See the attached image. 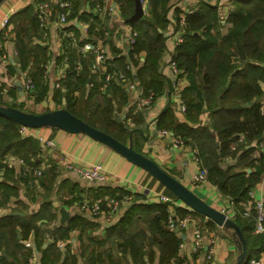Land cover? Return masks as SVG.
Instances as JSON below:
<instances>
[{"label":"trees","instance_id":"1","mask_svg":"<svg viewBox=\"0 0 264 264\" xmlns=\"http://www.w3.org/2000/svg\"><path fill=\"white\" fill-rule=\"evenodd\" d=\"M44 1L50 0H37L11 20V24H14L13 39L16 44L17 66L9 63L8 71L11 75H19V77L26 75L34 81L36 88L29 97L32 96L35 103L42 101L49 89L44 76V66L49 60L48 49L44 44L34 42V40H42V30L35 5ZM116 1L121 3L120 14L123 20L139 33L137 52L145 55V62L137 70L135 78H139L145 95L150 91L154 92L155 100L166 90V82L160 72V62L167 51L169 0H148L149 15L144 18L143 24L137 27L134 25L137 21L132 24L127 21L134 14L135 6L132 12L126 15V11L135 0ZM228 2L231 8L225 22L220 9L221 2L212 3L210 0H205L198 11L188 14L183 27V43L175 49L173 56L178 68L182 70V75L185 74L189 81V86L181 92L182 99L187 105V118L190 123L201 120L200 126L193 128L179 124L170 104L157 119L156 127L159 130H170L190 140L187 145L198 150L200 159L209 170L211 183L233 202L238 212L242 213L251 201L250 193L264 175V153L259 150V145L264 142V108H262L264 91L260 85L264 80V0H228ZM80 5L78 1L73 3L74 8L68 17L69 21L71 18H77ZM180 13L178 11L176 14L177 31L182 29ZM81 15L88 19L86 14ZM95 20L99 23V17L96 16ZM93 29L94 24L91 30ZM76 36L79 38L77 33ZM63 40L69 60V75L62 88L66 89L63 98L65 108L92 127L126 144L125 139L132 136L136 128L128 125L129 130H127L117 123L114 118L116 103L113 94L115 95L116 91L126 94L124 91L127 93L128 91L118 79H114L108 89L102 93L105 98L104 104L91 111L90 115L83 113L84 110L88 111L86 106L88 101L84 99V95L92 79L90 55L79 52L77 47H73L72 40L68 38ZM5 42V37L0 35V45H2L0 57L4 53ZM113 50L116 51L117 57L111 60L107 70L123 71L134 81L133 73L126 69V62L130 56L121 55L118 49L113 48ZM60 59H63V56ZM135 64L137 65V62H134ZM79 66L80 70H78ZM104 81L103 75L98 90L103 86ZM117 83L124 91L117 87ZM167 83L169 90H172V82ZM16 89L17 86H14L9 94L12 101L5 100L0 89V104L28 111L14 103L17 99L18 89ZM75 93L80 94L79 97H75ZM63 99L59 100L61 104ZM208 113L210 120L205 124L202 121L204 119L201 118ZM19 128L20 124L16 121L0 115V157L11 154L24 158L30 164H38L34 159L41 150L39 142L32 137H22ZM6 177L12 179L13 174L8 172ZM55 178L53 172L48 175L50 186ZM3 181L0 182V194L3 198L19 194L18 182L11 186ZM115 196L121 195L113 194L110 197ZM147 212H150L148 221ZM169 214L170 210L167 206L160 204L151 207L135 205L129 210L118 224L110 229L111 236L116 237L115 243L123 252L124 258L130 255L133 264H154L156 246L161 253L159 264H184V260L179 257L183 239L175 230L169 228L167 224ZM174 214L177 220L187 216L194 220L195 215H198L185 207L175 208ZM144 215H146L145 220L142 219ZM40 216L25 219L11 214L2 218L0 248H5L8 254L18 261V252L26 248L19 243L18 230H21L22 239H26L31 231L41 236L42 231L35 223ZM138 222L145 224V228L138 229ZM235 222L242 230L248 244V259L245 264H251V257L255 256L258 259L264 252V234L253 233L254 212L248 217L238 215ZM200 226L204 232L203 226ZM73 227L74 225L58 230L57 234H59L51 237L55 238L56 242L59 239L66 240ZM55 245L57 244L52 248ZM37 247L38 249L42 247L41 241L37 243ZM27 250L24 255L28 256L30 251ZM50 250L51 248L44 250L41 257L42 264H57L58 258L51 255ZM106 257L111 258L112 252L91 256L87 264H107ZM3 259L0 256V264ZM69 261L70 259L63 264H69Z\"/></svg>","mask_w":264,"mask_h":264},{"label":"crops","instance_id":"2","mask_svg":"<svg viewBox=\"0 0 264 264\" xmlns=\"http://www.w3.org/2000/svg\"><path fill=\"white\" fill-rule=\"evenodd\" d=\"M50 1L53 2L54 0ZM179 1L180 0H169L168 3L170 6L168 13L170 23L168 24V32L166 34V36H168L166 43L167 51L160 62V72L162 73L163 80L166 82V90L156 97L153 105L148 108L140 109L136 102L138 98H142L145 95V91L139 83V78H135L140 66L138 68L136 67V70L132 71L134 75L132 79L139 83V91L136 94L132 92H128V94L119 83H117V87L126 94L119 91H116L115 95L113 94L114 102L116 103L114 118L121 127L127 130H129V123H135L133 128H136V131L124 141L127 145L130 144L132 137L133 146L137 151L153 159L162 169L180 180L209 205L229 214L233 212L240 213L233 202L223 195L210 180L205 184L193 183L192 177L196 166L191 161L193 153L190 146L175 149L172 146L171 139L159 138L152 130L153 124L156 123L159 116L170 104L179 124L189 125L193 128H198L201 124V120L196 123H190L187 114L178 110L177 102L172 101L175 91L182 92V89L189 86L186 75L183 74L175 78L169 66V58L176 49L174 39L177 32L181 31V29L178 31L176 29V20L178 17L176 14L178 11L182 13L183 10L195 5L197 2V0H186L183 1V3H179ZM210 1L212 3L221 2L223 4V11L231 8V4L227 2V0ZM78 3H81L80 6L82 7L83 0L78 1ZM31 4L32 3H29L28 0L19 1L17 3L18 13L14 18L18 14L20 15ZM91 4L93 3L91 2ZM56 16V12L53 11L52 21L48 25L47 40H45L46 42L44 43L48 49L49 55V60L45 63V66L49 67V79L47 80L49 86L48 94L42 101L35 103L32 96L29 97L30 94L28 95L25 93L24 96H21L16 89L17 99L14 103L18 106H23L24 109L29 112L43 113L46 112V110L65 108V99L63 98L66 94V89H55L53 87V82L57 76V64L61 60L60 57L63 54L64 41L62 39L61 29L55 22ZM83 19H85V17L77 13V18H71L66 28L72 29L81 37L82 30L78 27V22ZM98 22L103 28L109 26L107 21H103L100 18ZM13 28V23L6 28L0 25V35L1 37H5L6 41L4 53L0 57V89H7V92L3 94L5 100L10 99L11 96L9 94L12 92L14 86H16V82L18 80L23 82L24 78L23 75L20 77L19 75H11L8 71V64H12V59L15 61L16 44L13 39L15 37ZM119 34L120 37H118V41L120 43V49L116 48L114 45L110 47L109 52L112 57L111 60L117 57L116 51L113 50V48L119 51L123 50L124 36L121 33ZM34 42H38V40H34ZM141 54L142 66L145 62V55L143 53ZM123 56H126V54H123ZM4 58L8 59V63L4 61ZM86 58L88 57L86 56ZM135 66L137 65L135 64ZM116 67H118V65ZM103 75L105 76L104 72L92 73V79L90 80L91 84L86 87L84 99L88 101L86 104L88 108L87 115H90L91 111H94L98 106L104 104L105 98L102 95L103 91L101 88L99 90L97 89ZM169 81L172 82V90H169V83H167ZM260 85L264 91V80L260 82ZM79 95L80 94L75 93V97H79ZM61 98L63 99L62 104L59 102ZM35 109H39L40 111L37 112ZM201 119H204L202 121L205 124L208 123L210 120L209 113L202 116ZM25 137H32L40 144L41 150L34 159L38 161V164H30L24 158L11 154L5 155L4 157L13 156L23 159L26 165L31 168L44 166V175L38 185H30L28 183L30 177L24 175L20 167L15 170L6 171L4 176L0 178V182L5 180L11 186L18 182L19 194L11 195L6 199L0 194V220L11 214L24 217L25 219H31L33 216L41 215L35 220V223L42 231V235H36L35 231H31L26 239H22L21 230L19 229V243L26 248L18 252V261L8 254L5 248H0V256L4 258L1 264H28L29 259L34 256L37 257V264H42L41 257L46 248H51V255L58 258L57 264H63L68 259H70L69 264H87L91 256L103 254L107 251L112 252L111 258L106 257L107 264H133L130 255H126L127 257L124 258L123 252L120 251L117 243H115L116 237L111 236L112 233L110 229L116 226L135 205L151 207L160 204L167 206L168 210H170L169 205L162 202L161 196L167 195L176 200L177 197L147 171L134 165L108 146L85 134H71L63 130L44 128L33 129L28 132ZM40 138H44V140H55L57 148L55 150L47 148L44 146L45 143L39 140ZM1 158L3 157H0V159ZM63 158L69 163L81 168H91L100 165L107 174V180L103 183H96L82 179L72 171L61 170L58 172V164ZM202 165L204 166L203 162ZM247 171L251 172V170ZM8 172L13 174L12 179L6 177ZM52 172L56 178L50 186L47 179L48 175ZM252 193L253 197L257 200H264V175L260 183L252 190ZM113 194H131L133 199L129 205L122 207L115 214H110L107 210H102L99 216H93L89 208L84 209L81 207L84 201H88L91 205L97 200H103ZM177 207L187 208L184 203L178 200L177 203L174 204L173 209L175 210ZM146 215L147 221L150 220V212H147ZM146 215H144L142 219L145 220ZM153 217L154 215L151 216V218ZM194 221L203 226L204 234L207 238L206 242H208V238L210 237L217 238V243L213 249L214 261H209L206 258L205 253L208 252L207 248H204L202 252L192 251L191 231H180L178 234L182 236L183 242L180 245L179 257L184 260V264H235L239 250L231 234L232 232L218 226L212 220L200 214L195 215ZM72 225H74V227L70 229L68 239H59V241L56 242L55 238L53 239L51 237L52 235L55 236L58 230L66 229ZM138 225V229L145 228V224L141 222H138ZM253 233L256 234L255 230H253ZM39 241L42 243L40 249L37 247ZM61 243H63V247L60 246ZM54 244L57 245L52 248ZM27 249L30 251L28 256L24 255V253L28 252ZM154 251V264H159L161 256L160 250L155 246ZM4 252L8 257L3 255ZM263 253L264 252L261 253L259 258L262 257ZM251 259H256V257L253 256Z\"/></svg>","mask_w":264,"mask_h":264},{"label":"built area","instance_id":"3","mask_svg":"<svg viewBox=\"0 0 264 264\" xmlns=\"http://www.w3.org/2000/svg\"><path fill=\"white\" fill-rule=\"evenodd\" d=\"M21 0H5L0 5V25L1 27H8L11 24V20L18 13L17 3ZM29 3L37 2V0H28ZM75 1L80 0H54L52 1H44L40 3H36V11L39 19V26L42 30V40L38 41L39 43L44 44L47 40L48 36V25L52 21V12H56L57 16L55 19L56 24L61 29V35L63 38H68L72 40L73 47H77L79 52L83 54H89L91 59V72H104L105 73V81L101 90L105 92L109 85L113 82L114 79H118L122 84L123 88H125L128 92H132L136 94L139 91V83L129 79L128 75L123 71H114L109 72L107 70V66L110 64L112 59L109 49L112 46L111 44L120 49V43L118 41V37H120L119 33L124 36V46L123 50H120L121 55L126 54V56H130L128 61L126 62V69L128 71H134L135 68L141 67L142 64V54L138 53L136 50L137 41L139 33L136 29L127 24L123 18L121 17V3L116 0H83V5L79 10V15L86 14L88 19H83L78 22V27L81 28V37H77L76 33L73 30H68L67 24L70 23L69 15L73 11V3ZM186 0H180L179 3H183ZM205 0H197L196 4L188 7L186 10L180 14V25L183 28L186 20V16L188 14H193L194 12L199 10L201 3ZM91 2L93 4H91ZM142 6L144 9V17L149 15V2L148 0H141ZM228 2V0H227ZM222 17L225 22L229 17V10L223 11V4L220 3ZM99 17L103 21H107L109 26L107 28H103L100 23H97L95 17ZM94 24V29H92V25ZM80 30V29H78ZM184 31L177 32V35L174 39L175 48H177L180 44L183 43L184 40ZM118 46V47H117ZM2 47V45H0ZM175 52V51H174ZM174 52L169 58V66L171 73L175 78H178L182 75V70H180L177 66L176 61L173 59ZM63 59H61L57 64V76L53 82V87L55 89H62L64 82L67 81L69 75V60L68 56L65 52V47L63 45L62 52ZM15 58L17 57V52H15ZM4 61L8 63V59L4 58ZM134 62H137V66L134 65ZM81 67H78L80 70ZM44 76L46 80L49 79V67L45 66ZM23 86L26 94H31L35 91L36 85L34 81L24 75L23 78ZM7 92L6 88L2 89V94ZM155 94L150 91L142 98H138L136 102L137 106L140 109L148 108L154 103ZM172 101L177 102V109L183 112L184 114L187 112V105L183 101L181 96V91H175L173 94ZM264 108V105L263 107ZM129 127H134V123H129ZM31 128L20 126L19 133L22 137H25L28 132H30ZM152 130L155 135L159 138H169L171 139V143L173 148L179 149L182 147L188 146L187 143L190 140H186L180 135H176L174 132L166 129L159 130L156 127V123L153 124ZM41 142L45 143L44 146L55 150L57 148L56 142L53 139L44 140V138L39 139ZM259 150L264 153V142H261L259 145ZM192 159L191 161L195 164L196 169L193 174V183L194 184H205L209 180V170L202 165V161L199 157V153L197 149H192ZM228 161V159H227ZM21 168L24 175L30 177L29 184L38 185L40 179L44 175V166L31 168L26 165L25 161L20 158H16L13 156H7L0 159V178L4 176L7 170H15ZM61 170L72 171L80 176L82 179L103 183L107 180V174L103 170L100 165L91 168H81L69 163L64 158L58 164V172ZM251 201L246 210L242 213L233 212L229 214L227 212H223L227 214L231 219L236 220L238 215L248 217L251 212L255 214V233L256 234H264V200H257L253 197V193H250ZM133 197L131 194H124L121 196L115 197H106L103 200H97L93 204H89L88 201L82 202V206L84 209L89 208L93 216H99L102 210H107L110 214L117 213L122 207H125L130 204ZM162 202L167 203L170 208V214L168 217V226L171 230H175L179 228L180 231H191L192 233V251L193 252H202L204 248H207V253H205L206 258L209 261H214V246L217 243L216 237L208 238V242H206L207 238L204 232L202 231V227L195 223V221L191 217H185L183 219L177 220L174 214V204L177 203V200L173 197H169L167 195L161 196ZM179 201V200H178ZM186 206V205H185ZM190 211H192L189 207H187ZM193 212V211H192ZM208 245V246H207ZM63 247V243L60 244ZM207 246V247H206ZM251 264H264V253L261 258L251 259ZM28 264H37V257L34 256L29 259Z\"/></svg>","mask_w":264,"mask_h":264},{"label":"water","instance_id":"4","mask_svg":"<svg viewBox=\"0 0 264 264\" xmlns=\"http://www.w3.org/2000/svg\"><path fill=\"white\" fill-rule=\"evenodd\" d=\"M4 1L5 0H0V5ZM143 17L144 9L142 2L141 0H135L134 14L127 21L132 24L138 20H141ZM12 64L16 67V63L13 59ZM16 86L20 95L24 96L25 91L23 82L18 80L16 82ZM10 101H12V99H10ZM206 108L207 107L205 106V109ZM0 115L16 121L18 124H20V126L31 129L54 128L66 131L71 134H85L90 138H93L94 140L108 146L134 165L151 174L168 190H170L179 201L184 203L193 212L209 218L220 227L230 230L239 250L235 264L246 263L248 259L247 240L235 220L231 219L222 211L217 210L216 208L209 205L180 180L162 169L153 159L149 158L142 152H138L133 146L132 137L129 145L122 143L110 134L92 127L84 120L72 114L66 108L50 110L43 113H33L14 108L12 106L0 104ZM175 232L179 233V228H176ZM3 255L8 257L5 252Z\"/></svg>","mask_w":264,"mask_h":264},{"label":"rangeland","instance_id":"5","mask_svg":"<svg viewBox=\"0 0 264 264\" xmlns=\"http://www.w3.org/2000/svg\"><path fill=\"white\" fill-rule=\"evenodd\" d=\"M134 6H135V2L133 1L131 7H129V9L126 11V15H129L131 12H132V8L134 9ZM145 17H143L141 20H138L136 23H134V25L137 27V26H141L143 23V21L145 20L144 19ZM35 111H40L39 109H35ZM32 112V111H31ZM34 113V112H33ZM83 113H85L86 115L88 114V111L87 110H84Z\"/></svg>","mask_w":264,"mask_h":264}]
</instances>
